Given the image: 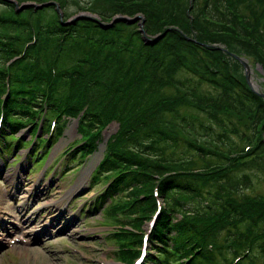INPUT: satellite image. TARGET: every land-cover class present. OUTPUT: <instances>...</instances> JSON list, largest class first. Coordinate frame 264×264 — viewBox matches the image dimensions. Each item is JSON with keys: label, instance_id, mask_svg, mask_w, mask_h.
Masks as SVG:
<instances>
[{"label": "trees", "instance_id": "trees-1", "mask_svg": "<svg viewBox=\"0 0 264 264\" xmlns=\"http://www.w3.org/2000/svg\"><path fill=\"white\" fill-rule=\"evenodd\" d=\"M95 1L108 3L103 10L95 9L107 17H102L104 21L118 13L142 12L147 31L164 34L150 44L144 41L138 21L117 19L103 27L100 20L89 17L66 22L68 14L61 22L45 20L48 24L42 25L43 38L35 27L42 22L40 8L25 6L17 11L14 2L0 0V23L26 25L30 37L38 35L37 42L30 43L25 52L24 42L12 39L15 35L0 34V102L8 78L6 108H19L17 114L26 120L35 117L43 103L35 85L50 74L40 68L50 67L49 58L39 61L54 55L62 45L64 64L61 56L58 62L63 78L58 88L50 91L49 115L59 113L75 98L85 97L86 82L92 81V88L106 97L118 95L112 111L108 101L99 105L100 110L88 108L84 124L91 125V120L102 124L105 116L106 120L121 118L120 132L101 165L105 173L103 166L109 163L108 170L120 176L112 187L119 194L118 200L130 202L128 186L138 181L156 179L160 183L165 207L154 242L164 261H179L176 251L182 252L184 245L189 250L182 256L194 254L187 264H229L239 256L243 258L234 264H264V199L254 202L255 198L246 197L238 201L235 197L242 187L254 189L249 185L254 173L264 174V98L251 89L244 74L235 71L236 58L228 46L229 39L253 45L264 63V0ZM62 35L63 42L58 40ZM47 36L50 42H45ZM76 37L88 42H79L76 67H64L73 57L69 46H76ZM220 40L224 47H215L213 44ZM87 51L89 59L84 56ZM13 57L16 59L8 63ZM92 60L95 67H105L103 73L81 80ZM127 85L131 88L126 89ZM78 86L83 89L80 94ZM7 109V118L18 119ZM233 110L248 117L249 132L240 129ZM90 127L87 135L94 141L96 136L91 133L95 135L100 127ZM237 136L244 137L243 145ZM4 147L11 150L8 143ZM238 150L240 155H234ZM140 195L133 192L132 204L123 212L128 218L120 220L138 225L133 214L148 217L155 200L147 193ZM255 204L263 207L251 213ZM150 258L154 260V256Z\"/></svg>", "mask_w": 264, "mask_h": 264}, {"label": "rangeland", "instance_id": "rangeland-1", "mask_svg": "<svg viewBox=\"0 0 264 264\" xmlns=\"http://www.w3.org/2000/svg\"><path fill=\"white\" fill-rule=\"evenodd\" d=\"M22 1L27 2V0H15L16 6L19 5V3ZM53 1H51L52 3L50 2L48 4H44L43 6L45 7L40 6V12L42 13L43 17L42 22H40L38 25H35L36 28L38 26L48 24L46 21L50 18H53L55 21L61 22V20L64 17H67L68 14H70V17H74L82 11L98 15L95 9L99 8L103 10L105 9V6L108 5V3H106L105 1L96 2L95 0ZM84 7L86 8L84 9ZM59 8L62 12L59 14V19H57L56 11ZM109 12L112 14L111 11ZM139 13L143 16V13ZM139 18V25H141L142 17L140 16ZM143 28L146 29L145 23L143 25ZM18 29L19 28H17V30ZM9 30H12V26L0 23V32L4 33ZM143 33L144 31L142 30L141 34ZM63 37L64 36H60L58 40L62 41ZM220 39H222V37ZM78 42L79 39L75 42V47L69 46V51H79L81 48L78 47ZM219 42V44L223 46L224 43L221 40ZM228 43H230L228 44V46H230L229 48L233 49L234 53L241 55L247 60L248 64L250 63V79L252 82L257 83L261 87L259 91L264 92V63L258 58V55L260 56L258 50L253 45L238 43L233 39H229ZM64 54L65 53H63L62 55L64 56ZM73 55L75 56V54ZM237 60L238 59H235L233 61L235 64V71L239 74H246L247 71L244 65L241 63V61ZM74 63L75 60L74 58H72L70 59L66 67L74 68L76 67V63ZM95 65L96 64L94 60H92V66L87 67L86 72L83 73L84 78H90L94 74L100 75L103 73L105 67H103L102 69H98L95 67ZM134 81L135 80H133V82ZM125 87L126 89L131 88V86L128 85ZM168 91H170L169 88ZM81 92H83V89L80 90V86H78L77 93L80 94ZM91 93L92 96L89 99H91L90 101H94V106L97 103H101V101H108V110L112 111L115 109V102L119 99L118 95L109 98L106 97V95H104L102 92ZM84 95L86 98H88L89 92L85 91ZM165 106L166 104L161 105L160 109L164 108ZM232 115L235 119L240 120L239 126L242 131H250V121L247 116H241L240 112L236 110H233ZM131 116L132 114L125 117ZM120 128L121 118H119L118 116H113L111 119L104 122L99 133V135L102 136L101 146L96 152H93L91 156L86 158V164L81 168H78V166L76 165L73 166L74 164H72V166L63 168L62 161H58V159L63 156L62 154L64 153L66 146L71 141H74L75 139H78L80 137V134L77 130V120L73 118L71 119L66 129L65 135L61 137V139L55 144L56 146L54 145V149L52 148L49 155L45 157V164L43 168L41 167V169L39 170H36L34 168L32 170V164L29 165V163L25 161L24 158H20V160L18 159L22 155L20 153H18L16 157V153L6 156L7 164H5L4 171L0 174V176L5 178V181L0 178V206H4L2 207L3 209L7 210L6 207H10V205L12 204H10V202L12 201L11 198H15L16 200L19 193H24L25 188H22V186H20L18 189L17 187V185H19V178L22 177L20 176L21 174H23L24 176L22 180L26 182L24 184L34 183L41 177L40 182L44 184V186L48 184L49 187L47 189L52 188L47 194V201H52L53 199H55L56 201L61 197V199L59 200L66 203L71 200L68 196H73L76 194H79L81 198L79 200V206L74 212L76 214L75 218L70 223V226L66 229L60 230L61 232L59 231L57 236L52 237L49 240V244L46 248L38 249V246L35 245L33 250L29 247L20 249L18 251H11L8 255L6 254L3 257H0V264H125L116 257L117 252L123 254L122 251H130L129 246H135L136 244H139V242L136 241V238L138 237V235L143 234V232L148 228L150 223L149 220L143 218L142 216L135 219L137 220L138 225H123L117 221V218L120 216L114 213V210L106 213L103 212L102 209H97L93 214L88 215L85 210H82L86 201L91 199L96 194L94 192V189L96 188L91 187L90 180L88 181V179L91 175V172L99 164L105 153V150L103 149L104 144L102 143L106 141V143L111 144V142L113 141L111 139L120 130ZM25 134L26 133L24 131L21 133L23 137L27 138L28 135ZM236 138L237 140H241L240 142L242 145L245 143L244 137L239 138L237 136ZM24 151L25 149L21 150V152ZM1 164L2 161L0 159V165ZM90 164L92 165L90 172L82 179L83 169ZM63 165L65 166V163ZM14 168L15 170L19 168L20 172L14 173ZM0 170H2L1 167ZM54 170L57 171V174H53ZM66 172L67 174H65ZM63 174H65V176H63ZM150 183L151 186L150 189H148V194L153 192L156 184L154 180ZM249 185H253L254 189H251V187H242L235 195L238 200L242 201L243 196L249 198H252L256 195L264 197L263 173H254L253 180H251V184ZM20 199H22V196ZM55 201H52L51 203H49V205H52ZM254 202H257L256 198L254 199ZM12 206H14V204ZM262 207L263 206L255 204L253 206V209L251 210V213L259 211ZM246 210H248L250 213L249 207ZM149 216L150 215L148 214V217ZM134 256L135 255H131V257L128 259L129 261L127 262H130V260L134 258Z\"/></svg>", "mask_w": 264, "mask_h": 264}, {"label": "water", "instance_id": "water-1", "mask_svg": "<svg viewBox=\"0 0 264 264\" xmlns=\"http://www.w3.org/2000/svg\"><path fill=\"white\" fill-rule=\"evenodd\" d=\"M23 4H28V3H23ZM126 18H127V16H125ZM140 17V15H137V16H135L134 18H131V19H129L130 21H135V20H137L138 18ZM143 23L141 22V25H142ZM240 58V60L243 62V64L245 65V67H246V69L248 68V63H247V61L245 60V59H243V58H241V57H239ZM249 76V75H248Z\"/></svg>", "mask_w": 264, "mask_h": 264}, {"label": "bare ground", "instance_id": "bare-ground-1", "mask_svg": "<svg viewBox=\"0 0 264 264\" xmlns=\"http://www.w3.org/2000/svg\"><path fill=\"white\" fill-rule=\"evenodd\" d=\"M139 30V29H138ZM238 61V60H237ZM250 64V63H249ZM243 66V65H242ZM253 85H254V87H256V88H258V89H260L261 87L257 84V83H255V82H253Z\"/></svg>", "mask_w": 264, "mask_h": 264}]
</instances>
